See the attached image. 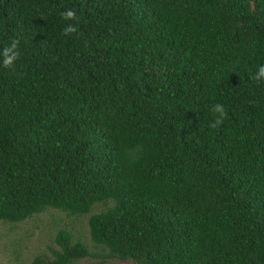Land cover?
<instances>
[{
  "label": "trees",
  "instance_id": "obj_1",
  "mask_svg": "<svg viewBox=\"0 0 264 264\" xmlns=\"http://www.w3.org/2000/svg\"><path fill=\"white\" fill-rule=\"evenodd\" d=\"M262 65L264 0H0V220L110 200L24 264H264Z\"/></svg>",
  "mask_w": 264,
  "mask_h": 264
},
{
  "label": "rangeland",
  "instance_id": "obj_2",
  "mask_svg": "<svg viewBox=\"0 0 264 264\" xmlns=\"http://www.w3.org/2000/svg\"><path fill=\"white\" fill-rule=\"evenodd\" d=\"M109 203V199L95 201L89 211L98 210ZM89 211L73 214L46 206L20 220H0V264H24L34 252L49 257V247L54 246L52 235L58 227H65L72 238L81 239L89 250L100 251L87 236L86 215ZM91 258V255H85L79 257L78 262ZM107 259L124 261L115 257Z\"/></svg>",
  "mask_w": 264,
  "mask_h": 264
},
{
  "label": "clouds",
  "instance_id": "obj_3",
  "mask_svg": "<svg viewBox=\"0 0 264 264\" xmlns=\"http://www.w3.org/2000/svg\"><path fill=\"white\" fill-rule=\"evenodd\" d=\"M62 17L65 20H72L75 18V12L73 10H68L63 13H61ZM76 31L75 27L72 25H68L63 29V35H71ZM18 40H13L10 47H6L3 52V65L5 67H11L14 64V61L18 59L19 52L17 51L18 48ZM256 81H260L262 78H264V65L259 67L258 72L254 77H252ZM212 112L217 113L218 116L216 119L210 124V127L216 128L219 125H221L224 121V118L226 117V111L222 104L217 103L212 106Z\"/></svg>",
  "mask_w": 264,
  "mask_h": 264
}]
</instances>
